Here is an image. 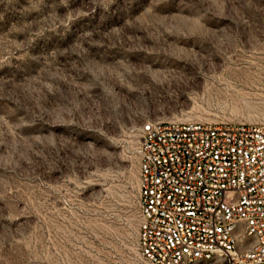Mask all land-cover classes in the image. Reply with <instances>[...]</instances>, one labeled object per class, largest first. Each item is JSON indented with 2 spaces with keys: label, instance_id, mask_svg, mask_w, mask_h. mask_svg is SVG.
<instances>
[{
  "label": "rangeland",
  "instance_id": "374dc122",
  "mask_svg": "<svg viewBox=\"0 0 264 264\" xmlns=\"http://www.w3.org/2000/svg\"><path fill=\"white\" fill-rule=\"evenodd\" d=\"M162 120L264 124V0H0V264H148Z\"/></svg>",
  "mask_w": 264,
  "mask_h": 264
},
{
  "label": "built area",
  "instance_id": "2783aa9c",
  "mask_svg": "<svg viewBox=\"0 0 264 264\" xmlns=\"http://www.w3.org/2000/svg\"><path fill=\"white\" fill-rule=\"evenodd\" d=\"M137 153L148 264H264V124L146 121Z\"/></svg>",
  "mask_w": 264,
  "mask_h": 264
}]
</instances>
